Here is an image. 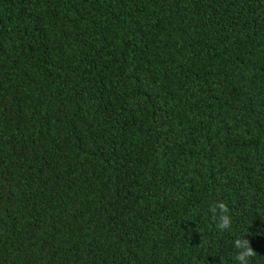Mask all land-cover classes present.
Wrapping results in <instances>:
<instances>
[{"label": "trees", "instance_id": "16d2710c", "mask_svg": "<svg viewBox=\"0 0 264 264\" xmlns=\"http://www.w3.org/2000/svg\"><path fill=\"white\" fill-rule=\"evenodd\" d=\"M241 236L264 264V0H0V264H236Z\"/></svg>", "mask_w": 264, "mask_h": 264}, {"label": "clouds", "instance_id": "9594fccd", "mask_svg": "<svg viewBox=\"0 0 264 264\" xmlns=\"http://www.w3.org/2000/svg\"><path fill=\"white\" fill-rule=\"evenodd\" d=\"M209 211L212 213L213 220L217 221L216 227L219 230L224 231L231 227L232 217L229 215V208L224 202L210 206ZM233 247L237 250L234 254L236 264H249V261L257 255L250 241L243 236L234 240Z\"/></svg>", "mask_w": 264, "mask_h": 264}]
</instances>
